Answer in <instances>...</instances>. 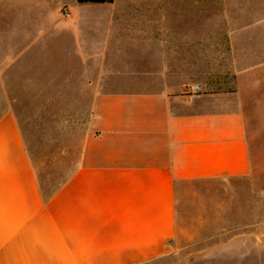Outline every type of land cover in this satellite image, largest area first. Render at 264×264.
<instances>
[{
  "label": "crops",
  "instance_id": "1",
  "mask_svg": "<svg viewBox=\"0 0 264 264\" xmlns=\"http://www.w3.org/2000/svg\"><path fill=\"white\" fill-rule=\"evenodd\" d=\"M47 2L0 0L1 18L14 8L25 21L4 24L19 49L8 103L75 106L84 140L74 170L45 195L18 112L0 115V264H151L172 252L178 182L252 173L242 88L264 66L263 24L234 33L225 54L208 19L176 3L78 5L61 18L46 16ZM226 73L234 89H214Z\"/></svg>",
  "mask_w": 264,
  "mask_h": 264
},
{
  "label": "rangeland",
  "instance_id": "2",
  "mask_svg": "<svg viewBox=\"0 0 264 264\" xmlns=\"http://www.w3.org/2000/svg\"><path fill=\"white\" fill-rule=\"evenodd\" d=\"M47 1L46 16L50 8L61 18L74 17L73 9L78 5L88 6L78 0ZM149 1L165 2L171 11L172 3H176L177 11L184 15L207 18L210 43L215 48L223 44L225 54L230 52L233 34L243 26L257 22L263 24L264 30V0H107L97 9L109 10L108 4H115L116 11H123L128 2ZM2 8L5 7L0 3V11ZM22 15L20 10L12 8L4 18L0 17V25L3 24L0 30V115L11 107L18 112L38 181L44 194L50 195L74 170L82 150L86 121L72 105H9L8 58L19 49L10 47L9 28L4 24L13 23L21 28L25 22L20 21ZM225 59L228 68L229 57ZM233 76L220 75V79L211 81L212 87L233 90L232 78L236 79V75ZM243 80L252 173L232 180L179 182L172 252L151 264H264V66L258 67L254 74H245ZM254 83L257 88L253 87ZM12 91L24 100V89Z\"/></svg>",
  "mask_w": 264,
  "mask_h": 264
},
{
  "label": "trees",
  "instance_id": "3",
  "mask_svg": "<svg viewBox=\"0 0 264 264\" xmlns=\"http://www.w3.org/2000/svg\"><path fill=\"white\" fill-rule=\"evenodd\" d=\"M78 2L79 3H86V4H104V3H107V0H78ZM179 183V182H178ZM59 187V186H58ZM57 187V188H58ZM56 188V189H57ZM56 189L53 191V192H55L56 191ZM52 192V193H53ZM52 193H50V195L52 194Z\"/></svg>",
  "mask_w": 264,
  "mask_h": 264
},
{
  "label": "built area",
  "instance_id": "4",
  "mask_svg": "<svg viewBox=\"0 0 264 264\" xmlns=\"http://www.w3.org/2000/svg\"><path fill=\"white\" fill-rule=\"evenodd\" d=\"M198 90H199L198 86H193L190 89H188V92L192 94V93H196Z\"/></svg>",
  "mask_w": 264,
  "mask_h": 264
}]
</instances>
